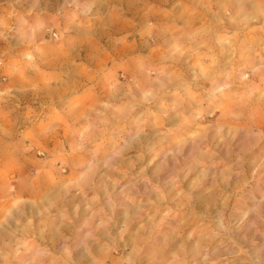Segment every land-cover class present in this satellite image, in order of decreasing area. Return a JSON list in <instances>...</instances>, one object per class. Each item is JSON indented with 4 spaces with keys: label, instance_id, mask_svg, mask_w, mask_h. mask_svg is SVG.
Wrapping results in <instances>:
<instances>
[{
    "label": "rangeland",
    "instance_id": "1",
    "mask_svg": "<svg viewBox=\"0 0 264 264\" xmlns=\"http://www.w3.org/2000/svg\"><path fill=\"white\" fill-rule=\"evenodd\" d=\"M257 3L0 0V264H264Z\"/></svg>",
    "mask_w": 264,
    "mask_h": 264
},
{
    "label": "clouds",
    "instance_id": "2",
    "mask_svg": "<svg viewBox=\"0 0 264 264\" xmlns=\"http://www.w3.org/2000/svg\"><path fill=\"white\" fill-rule=\"evenodd\" d=\"M245 7L243 6V4H239V6L237 7V10L235 12V15H230V20L235 23L236 22V18L238 16H240L242 13H245ZM264 16V0H258L257 5L255 6L254 9L252 10H248L247 14L244 16V20L248 21L249 19L255 20L258 17H262ZM245 27H247V23H245ZM256 55H259V53L257 52ZM26 59L29 61L34 60V56L31 53H28L26 55ZM202 72L206 71L205 68H201ZM259 71V69H253V72H257ZM243 79L247 80L248 76H244ZM108 89L109 91H111L113 89V84L109 83L108 84ZM145 97L151 95V92H145L144 93ZM88 131V128L85 127L82 131H80L79 135L81 137V139L84 137V133ZM91 172V168H87L84 171L80 172L78 176H76L73 180L70 181L71 184L76 185L77 187H81L84 183L87 182L88 178H89V174Z\"/></svg>",
    "mask_w": 264,
    "mask_h": 264
}]
</instances>
